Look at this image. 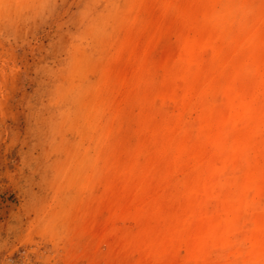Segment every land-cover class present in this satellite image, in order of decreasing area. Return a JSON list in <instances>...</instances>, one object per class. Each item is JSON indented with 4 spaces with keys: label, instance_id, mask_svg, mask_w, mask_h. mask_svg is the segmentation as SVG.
Listing matches in <instances>:
<instances>
[{
    "label": "rangeland",
    "instance_id": "1",
    "mask_svg": "<svg viewBox=\"0 0 264 264\" xmlns=\"http://www.w3.org/2000/svg\"><path fill=\"white\" fill-rule=\"evenodd\" d=\"M264 264V0H0V264Z\"/></svg>",
    "mask_w": 264,
    "mask_h": 264
},
{
    "label": "built area",
    "instance_id": "2",
    "mask_svg": "<svg viewBox=\"0 0 264 264\" xmlns=\"http://www.w3.org/2000/svg\"><path fill=\"white\" fill-rule=\"evenodd\" d=\"M7 264H31V262L24 259L9 258L7 259Z\"/></svg>",
    "mask_w": 264,
    "mask_h": 264
}]
</instances>
